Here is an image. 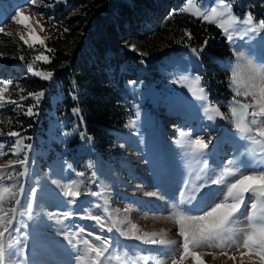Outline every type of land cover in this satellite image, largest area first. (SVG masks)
Instances as JSON below:
<instances>
[{"label":"rangeland","instance_id":"obj_1","mask_svg":"<svg viewBox=\"0 0 264 264\" xmlns=\"http://www.w3.org/2000/svg\"><path fill=\"white\" fill-rule=\"evenodd\" d=\"M65 2L35 0L32 4L31 0H0V28L3 29L0 31V87L9 82L6 100L0 107V126L2 121L14 117V112L23 107V113L31 118L29 123L20 125L19 137H10L6 133L0 135V153H3L0 155V172L4 173L0 183L15 184L12 189L15 196L4 207L8 209L15 206L16 200L21 201L14 222L16 231L11 234L17 255L10 264H76L77 247L74 245L86 237L100 244L94 240L96 235L110 242L108 252L101 258L102 264H123L124 257L138 258L144 254L158 257L148 264H171V260L179 259L182 253V237L178 234L179 225L173 215L179 202H187L180 210L192 209L187 214H203L197 211L199 205L196 201L188 202L194 188L199 186L195 193L197 200L204 193L210 194L206 198L210 206L222 202L227 194L223 185H212L207 176L212 173L219 176L227 169L235 170L241 160H247L255 167L264 159V145L241 140L230 112L234 99L242 103L253 102L251 96H235L230 86L232 66L237 63L236 54L240 52L256 65H264V30L245 35L242 28L234 33L230 42L217 27L224 41L225 54L204 49L196 59L191 51L194 47H190L164 57L154 70L142 64L139 70L143 78L125 81L129 118L120 130H113L111 145L99 148L94 145L95 138L84 132L78 108L68 112L56 111L54 103L61 98V93L54 78L45 80L35 75L36 71H50L46 63L33 62V58L43 53L50 60V41L56 32L55 25L59 23L54 21L51 13L55 6ZM199 2L193 0L194 4L199 5ZM220 2L203 0L204 5L218 8ZM223 3L230 5L240 20L249 13L254 24L264 20V0H223ZM16 11L28 17L24 24L12 20ZM80 11L77 7L65 17L81 15ZM21 36L33 46L28 47ZM41 40L42 45L39 43ZM140 44L138 39L129 40L127 50L141 55ZM30 64L33 71H29ZM14 68L21 70L17 78L10 77L8 73ZM182 75H199L202 78L207 104L219 107L224 119H207L208 115L215 116V113L206 112L201 101L187 91L184 85L191 86V81L181 80ZM32 78L45 80L47 86L32 90L21 99L24 83ZM220 82L225 93L217 90ZM40 92L43 95L38 102L34 96H29V93ZM48 97L52 108L42 107L43 100ZM9 100H15L16 104L8 103ZM27 101L29 104L26 105ZM29 107L33 109L32 115L26 114ZM184 124H189L190 128ZM251 127L252 135L256 136L257 126ZM260 127H264V120ZM181 132L184 137H181ZM197 138H211L213 141L207 150V167L203 160H194L190 149L182 146ZM256 139L264 140L258 136ZM246 151L247 156L239 155ZM25 156L28 157L26 166L16 163ZM21 171L26 174L17 179ZM80 172L84 175H76ZM72 180L79 183L81 191L76 205L68 204V198L63 195L64 184ZM88 192L98 195H85ZM29 202L32 204L31 218L24 207ZM66 212L72 214L71 219L63 218ZM86 215H99L103 227L92 219L82 218ZM247 215L245 212V220L238 226L245 230ZM132 225L136 226L135 229ZM109 228L112 230L108 231ZM80 229L84 231L80 232ZM88 233L92 236L89 237ZM69 238L73 243H69ZM146 239L174 240L177 244H149ZM242 240L241 232L237 235L239 247L201 245L192 250L199 254L204 264H259L256 256H241L246 252ZM8 242L6 235L5 243ZM117 256L121 260L118 261ZM183 264L194 262L188 257Z\"/></svg>","mask_w":264,"mask_h":264},{"label":"snow or ice","instance_id":"obj_2","mask_svg":"<svg viewBox=\"0 0 264 264\" xmlns=\"http://www.w3.org/2000/svg\"><path fill=\"white\" fill-rule=\"evenodd\" d=\"M34 4L35 0H31ZM31 6V5H30ZM210 9V10H209ZM180 12H190L194 17L200 18L203 21L211 24H215L216 27L222 30L227 39L232 42L234 39V33L240 32L243 28L245 35L248 33L256 34L264 30V20L254 24L253 17L249 13L246 18L240 20L234 13L230 5L223 3L221 0L219 8L217 6H206L203 0H200L199 5L194 4L193 0H187V5L179 10ZM28 17L24 16L21 11H16L12 20L17 24H24V21ZM29 27V25H25ZM3 29L0 28V31ZM189 39H191L190 33H185ZM24 40V37H20ZM38 39V38H37ZM24 43L28 47H32V43L24 40ZM42 45L43 41H39ZM207 46V41L204 42L199 50L192 48L191 51L195 54L196 59H199V52H203L204 47ZM237 63L232 66V79L230 86L233 87L235 96L248 97L253 99L252 103H242L239 100L234 99L232 105H230V112L235 124V129L239 133V138L244 141H251L252 144L264 145V140H257L256 136L264 138V127H260L261 121L264 120V65H256L252 60L248 59L243 52L237 53ZM21 59H23L21 57ZM40 61L43 63H49V57L43 53L33 58V62ZM246 68L244 72L242 69ZM29 71H33L32 65H29ZM187 71V70H185ZM35 75L42 77L45 80L50 79L54 73L51 71H36ZM181 80L191 81V86L187 87V91L190 92L198 101H201V107L206 112H214L215 116L208 115L209 121H214L215 117L224 119V114L220 112L219 107H211L207 104V94L201 84V77L199 75L190 76L182 75ZM9 88V82H4L0 87V107L4 105L6 100L5 92ZM199 93V95H197ZM43 93H29V96H34L39 100V97ZM25 97H21L24 99ZM10 104L15 105V100L7 101ZM236 105V106H233ZM251 109V111H249ZM28 115L33 114L32 107L27 109ZM252 125L257 126L258 132L256 136L252 135ZM10 137H19V133L16 131H9L6 133ZM181 137H184V133H180ZM19 141H17V144ZM213 143L212 139L207 140L203 138L192 139L185 145L190 149V155L194 160L199 162L203 160L205 167H207V150ZM31 147L30 145L28 146ZM14 155L16 153H13ZM3 155V153H0ZM239 155L247 156L245 153H239ZM28 157L17 160L16 163L21 166H26ZM71 169V165H68ZM14 170V169H13ZM247 173V174H246ZM26 173L21 171L18 177H23ZM3 172H0V180L3 179ZM76 175L83 176L84 173H76ZM95 175V174H93ZM215 177V178H213ZM200 179V177H197ZM9 180H12L9 173ZM207 181L212 185H223L226 188V195L223 196L222 202L215 203L214 206L208 205L207 196L209 193H204L200 200H197L195 193L199 191V186L193 189V195L188 202L196 201L199 207L198 212L203 214H187L192 212V209L184 208L181 206L187 203L181 200L177 205V210L173 213L176 223L179 225L178 234L182 237V253L179 259H172L171 264H183V261L191 257L194 264H204V261L200 258L199 254L192 249L200 247L201 245L208 246H236L240 244L237 242L238 233H243L242 247L246 249V252H242L241 256H256L259 258V264H264V159H261L258 166H252L247 160H241L239 164L235 166V170L227 169L224 174L216 176L215 173L207 176ZM15 184L5 185L0 183V264H10L13 257L17 255V249L11 242V234L16 231L14 227L15 217L21 206V201L16 200L15 206L6 209L4 205L15 196L12 189ZM63 195L68 198L66 202L71 205H76L81 197L80 185L77 181L72 180L64 184ZM35 190H33L34 192ZM85 195H98L96 192H88ZM150 196L156 195L155 193H148ZM29 212V218H31L32 204L29 202L24 206ZM195 207V206H194ZM206 207H210V210H206ZM248 212L246 216L247 230L241 225L245 216L244 213ZM11 214V215H10ZM78 215V214H77ZM63 218L65 220L71 219V213H64ZM82 218L92 219L96 221L98 225L103 227L101 223L102 218L99 215L84 216ZM135 229V225H132ZM112 229L109 228L108 231ZM83 232V229L79 230ZM9 237V242L5 243V236ZM155 235V234H153ZM78 238L79 232L76 233ZM88 236H92L88 233ZM140 237H137L139 239ZM95 241H99L100 244L94 243L87 237L80 242V244L74 245L77 247L76 264H102V257L109 250L110 242L99 235L94 237ZM146 243L160 244V245H176L177 241L174 240H156L146 239ZM69 243H73V239L69 238ZM119 261L121 257L117 256ZM153 258L148 254L140 255L138 258L124 257L123 264H148ZM232 259H235L232 257Z\"/></svg>","mask_w":264,"mask_h":264},{"label":"trees","instance_id":"obj_3","mask_svg":"<svg viewBox=\"0 0 264 264\" xmlns=\"http://www.w3.org/2000/svg\"><path fill=\"white\" fill-rule=\"evenodd\" d=\"M186 5L187 0H66L55 6L51 15L59 23L50 41V62L45 64L61 93L54 106L58 112L78 108L84 132L95 138V147L111 145L113 130H120L129 118L125 81L143 78L142 64L154 70L164 57L190 47L199 49L205 41L204 49L226 53L218 28L180 12ZM77 7L81 15L66 19ZM132 39L140 41L141 55L127 50ZM20 71L14 68L8 73L14 78ZM46 86L42 79L27 80L22 96ZM217 90L225 93L221 82ZM44 106L52 108L49 97ZM24 110L2 121L0 135L18 132L21 124L31 121Z\"/></svg>","mask_w":264,"mask_h":264},{"label":"bare ground","instance_id":"obj_4","mask_svg":"<svg viewBox=\"0 0 264 264\" xmlns=\"http://www.w3.org/2000/svg\"><path fill=\"white\" fill-rule=\"evenodd\" d=\"M170 130V129H169ZM172 130V129H171ZM169 217V216H168ZM169 218H171V217H169Z\"/></svg>","mask_w":264,"mask_h":264}]
</instances>
